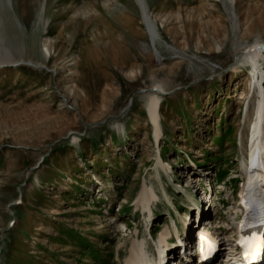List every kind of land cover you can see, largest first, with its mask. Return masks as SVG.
<instances>
[{
  "label": "rangeland",
  "instance_id": "rangeland-1",
  "mask_svg": "<svg viewBox=\"0 0 264 264\" xmlns=\"http://www.w3.org/2000/svg\"><path fill=\"white\" fill-rule=\"evenodd\" d=\"M143 1L155 47L138 0H0V61L15 59L0 63V264H122L134 239L153 253L190 176L213 200L203 222L235 234L264 96V56L252 77L241 53L264 46V0Z\"/></svg>",
  "mask_w": 264,
  "mask_h": 264
},
{
  "label": "bare ground",
  "instance_id": "bare-ground-1",
  "mask_svg": "<svg viewBox=\"0 0 264 264\" xmlns=\"http://www.w3.org/2000/svg\"><path fill=\"white\" fill-rule=\"evenodd\" d=\"M138 1L140 2L141 8H142L143 22L146 25L147 32L149 33V35L151 37V43L155 47V42H156V39L158 38L159 34L155 28L154 23L152 22V20L148 16V10H147L146 3L143 0H138ZM7 2L10 3V0H7ZM42 9H44V7H42ZM0 36H2V35H0ZM1 41L2 40H0V42ZM263 49H264V46H260V45L259 46H252L248 49V51L241 53V55L245 56V57L241 58V61L248 62L251 64L252 69L250 70L249 73H250V76H252V77L257 75V73H258V68H257L258 60H259V58L264 56L262 53ZM14 61H15V59L13 58V55L11 54V52H9L8 50H4V54L2 56L0 63H10V62H14ZM20 61L25 62L24 59H20ZM30 62H32V61H30ZM256 83L258 84L259 82L256 81ZM258 85H260V83ZM156 87H157V89L152 90L155 92L152 95H150V97L148 98V102H149L148 103V112H149V119H150V122H151L153 130H154V137L156 140H158L162 133H161V126H160V115L158 112L159 111V105H160V98L157 95V93H160L161 89H163V88L159 84ZM260 97H261L260 101H258V102L254 101V105H253L254 106L253 110L255 111V113H253V116H252L253 120L251 122L250 139H249L250 144H249V149H248V153H247L248 159H246V163L244 165L245 166L244 167L245 173H246L245 177L248 179V181L245 185V188L243 186V188L241 189V197H245L248 194V192L246 191V188L253 186L252 178H258V176H259L257 173L254 174V172L257 169H254L253 167L255 166V168H256V166H261V169H263V166L261 165L264 163V104H263L264 96H263V93H261ZM247 115L248 114L245 115L246 119L248 117ZM244 154H246V153H244ZM258 155H259V158L256 159V157ZM159 159H160V157H159ZM247 164H248V167H247ZM258 164H260V165H258ZM158 166L162 170L168 169V167L166 165H164L161 161H158ZM196 178L198 180H200L199 176H196ZM189 180H191V179H189ZM157 199H158V197H157V194L155 193L153 187L151 185H147L146 183H143L141 190L137 196L135 206L137 208H139L142 212L146 211V213H148V217H147L148 221H150V218L152 216L151 205ZM182 224H184V226H185L186 222H183ZM201 225L204 228H206L205 224H201ZM172 229H173V233L177 234L176 233L177 228H176L175 223H172ZM183 230L186 231V226L183 228ZM170 235H171V231L169 229H166L165 231H163L159 235V238H158L156 245H155L157 247L158 254L161 253V255H163L162 253L165 254L166 252L170 253L172 251V249L170 250V248H168L166 246L167 239ZM181 235H183V234H181ZM227 241H229V240H227ZM227 245H229V244H227ZM229 247H232V246L229 245ZM230 251H233V249H230ZM184 252L181 253L179 251V249H177L176 254L178 255V257H180L179 254L182 256L184 254ZM161 257H162L163 261L166 260V257L164 255ZM150 259L151 258L148 256L147 250L145 251L144 239L143 240L142 239L141 240L134 239L131 243V246H130L129 255L124 260L123 264H160V262L162 261V259H159L157 261V257H156V261H154L153 259H151V260Z\"/></svg>",
  "mask_w": 264,
  "mask_h": 264
},
{
  "label": "trees",
  "instance_id": "trees-1",
  "mask_svg": "<svg viewBox=\"0 0 264 264\" xmlns=\"http://www.w3.org/2000/svg\"><path fill=\"white\" fill-rule=\"evenodd\" d=\"M222 177H219V179H221Z\"/></svg>",
  "mask_w": 264,
  "mask_h": 264
}]
</instances>
